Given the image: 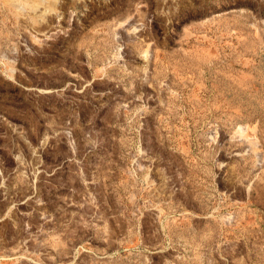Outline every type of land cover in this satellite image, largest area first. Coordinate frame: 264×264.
I'll use <instances>...</instances> for the list:
<instances>
[{
    "label": "rangeland",
    "instance_id": "374dc122",
    "mask_svg": "<svg viewBox=\"0 0 264 264\" xmlns=\"http://www.w3.org/2000/svg\"><path fill=\"white\" fill-rule=\"evenodd\" d=\"M0 264H264V0H0Z\"/></svg>",
    "mask_w": 264,
    "mask_h": 264
},
{
    "label": "bare ground",
    "instance_id": "6f19581e",
    "mask_svg": "<svg viewBox=\"0 0 264 264\" xmlns=\"http://www.w3.org/2000/svg\"><path fill=\"white\" fill-rule=\"evenodd\" d=\"M133 29H134V28H133ZM135 29H136V28H135ZM135 29H134V30H135ZM132 32H133V31H132Z\"/></svg>",
    "mask_w": 264,
    "mask_h": 264
}]
</instances>
